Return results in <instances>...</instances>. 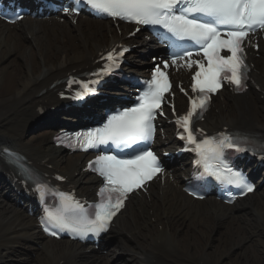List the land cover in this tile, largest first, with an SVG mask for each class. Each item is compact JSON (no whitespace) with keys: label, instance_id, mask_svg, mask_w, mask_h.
<instances>
[{"label":"bare ground","instance_id":"bare-ground-1","mask_svg":"<svg viewBox=\"0 0 264 264\" xmlns=\"http://www.w3.org/2000/svg\"><path fill=\"white\" fill-rule=\"evenodd\" d=\"M120 29L121 34L110 22L103 24L83 17L76 22L60 16L46 21L29 19L14 27L0 22V152L4 148L22 152L50 175L65 177L67 185H73L82 196L91 194L96 179L85 178V156L64 160L62 151L51 141L58 125L55 112H45V119L36 121L30 129L32 134L25 132L36 119L37 109L56 99L55 93L62 86L51 89L54 83L85 70L109 47L142 43L127 39V27ZM259 45L260 58L255 60L251 55L256 90L246 99L236 98L228 90L222 92L206 117V129L249 127L264 132V41ZM181 81L186 78L183 76ZM174 103L182 110L186 101L177 94ZM42 125L48 126L40 130L43 133H33ZM171 132L172 127H168L169 137ZM159 144L164 142L159 140ZM7 177L0 173V185L5 189H9ZM172 177L173 184L166 179V189L159 181L148 192L149 199L147 193L130 199L116 225V249L121 255L110 257L89 255L87 249L65 242L43 240L34 219L0 193V262L17 260L8 257L15 256L22 250V243L31 240L36 246V260L20 257L25 264H224L221 259H227L225 264H264V188L253 201L232 208L214 201L194 205L181 192L179 174ZM243 210L245 215L253 216L244 221L246 227L237 215ZM223 227L229 231L228 245L221 244L219 234L216 242L221 245L213 247L212 235ZM254 236L259 243L251 241ZM235 249L240 252L233 255ZM126 254L129 261L123 262Z\"/></svg>","mask_w":264,"mask_h":264},{"label":"snow or ice","instance_id":"snow-or-ice-1","mask_svg":"<svg viewBox=\"0 0 264 264\" xmlns=\"http://www.w3.org/2000/svg\"><path fill=\"white\" fill-rule=\"evenodd\" d=\"M81 6L88 7L98 17H110L137 25L160 26L171 34L165 37L169 43L183 49L182 53L174 54L171 60L173 65H176L177 60L183 61L193 54L200 56L202 53L201 60H189L186 64L188 68L193 65L198 68L192 77V92L198 95L191 100L187 114L176 119L178 128L183 130L179 138L189 146L187 151L199 157L196 164L203 167V175L241 189L245 194L253 191L244 174L225 163L223 158L225 149H234L236 152L249 150L244 146L248 138L239 133L222 132L218 137L198 141L193 117L203 118L209 94L217 92L222 81L233 85L237 92L245 90L248 66L243 45L251 34L264 31V0H72V5L63 10L69 12L71 9L78 13ZM172 38L191 43L183 47L175 44ZM222 50L230 55H221ZM126 51L121 48L109 52L106 57L102 56L107 63L99 73L93 75L99 77L110 72ZM203 60L207 61L206 65ZM168 66L164 62V69ZM95 82L82 83L81 91L75 98L82 99L85 94H95V89L91 87ZM68 83L71 86L73 81ZM144 85L136 97L138 103L107 114L102 126L58 137V143L79 147L83 151L99 149L101 152H104L101 146L115 145L120 149L147 144L155 133L153 121L157 115H163L161 105L171 85L166 72L159 66L155 67L151 80L145 81ZM5 156L26 179L36 180V174L26 167L22 157L11 152H6ZM89 168L104 180L98 193L99 202L93 204L89 211L73 196L58 192L61 206L55 210L45 209L46 215L41 218L45 231H48V225L51 224L81 239L89 234L99 236L108 230L112 218L124 207L128 194L143 187L163 170L157 156L143 147L134 149L130 156L99 154L90 162ZM46 188V183L36 180L34 190L41 199ZM49 234L56 235V232Z\"/></svg>","mask_w":264,"mask_h":264},{"label":"rangeland","instance_id":"rangeland-1","mask_svg":"<svg viewBox=\"0 0 264 264\" xmlns=\"http://www.w3.org/2000/svg\"><path fill=\"white\" fill-rule=\"evenodd\" d=\"M39 134H40V133H39ZM32 136H34V135H31V137H32ZM215 246H216V244H215ZM208 251H210V250L208 249ZM239 252H240V250H237V251H235V252L233 253V255H236V254H238ZM22 254H26V252H21V253L19 252V253H16V254H15V257L18 258V256H20V255H22ZM8 258H9V257H8ZM221 262L225 264V263H227V259H224V260L222 259ZM17 263H18V262L13 261V264H17Z\"/></svg>","mask_w":264,"mask_h":264}]
</instances>
